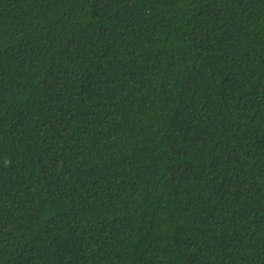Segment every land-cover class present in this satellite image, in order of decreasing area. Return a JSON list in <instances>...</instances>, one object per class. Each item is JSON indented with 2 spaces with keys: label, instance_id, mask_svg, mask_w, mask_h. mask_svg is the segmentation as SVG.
Returning a JSON list of instances; mask_svg holds the SVG:
<instances>
[{
  "label": "trees",
  "instance_id": "16d2710c",
  "mask_svg": "<svg viewBox=\"0 0 264 264\" xmlns=\"http://www.w3.org/2000/svg\"><path fill=\"white\" fill-rule=\"evenodd\" d=\"M0 264H264V0H0Z\"/></svg>",
  "mask_w": 264,
  "mask_h": 264
}]
</instances>
